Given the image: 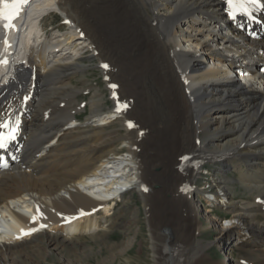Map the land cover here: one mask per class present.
Listing matches in <instances>:
<instances>
[{
    "label": "bare ground",
    "instance_id": "1",
    "mask_svg": "<svg viewBox=\"0 0 264 264\" xmlns=\"http://www.w3.org/2000/svg\"><path fill=\"white\" fill-rule=\"evenodd\" d=\"M44 1L22 16L15 34L0 29V119L20 123L17 138L0 151V264H23L69 250L79 236L106 234L118 201L133 192L145 208L154 264H174L173 257L201 264L211 260L212 243L228 247L219 264H264V7L232 19L225 0ZM56 11L65 19L59 35L44 23ZM119 40L151 49L161 82L147 73L134 87L123 83ZM87 59L99 62L112 97L127 103L122 113L101 114V93L87 85ZM85 90L93 91L92 116L80 121ZM108 122L121 124L125 135L107 129ZM211 161L221 164L207 182L211 191L201 190L200 166ZM228 171L239 173L250 197H234ZM200 195L208 212L229 214L206 216L217 231L208 243L197 238ZM37 208L43 215L33 223ZM31 228L38 231L21 236ZM139 231L126 243L107 244L108 264L125 255ZM236 248L243 251L238 258ZM71 253L86 255L75 246ZM67 255L63 261L72 264Z\"/></svg>",
    "mask_w": 264,
    "mask_h": 264
},
{
    "label": "rangeland",
    "instance_id": "2",
    "mask_svg": "<svg viewBox=\"0 0 264 264\" xmlns=\"http://www.w3.org/2000/svg\"><path fill=\"white\" fill-rule=\"evenodd\" d=\"M117 13H120V12H117ZM62 19H63V16L61 18L58 15V13H56V15L47 16L44 20V23H45V26L47 27L48 30H50L53 26H55L56 27L55 35H59V34H61V32L58 30L59 29L58 27L63 23V22L60 23V21ZM120 41L121 40H119L116 43V46H117V50H118L117 57H118V64H119V68H120V76H121L122 82L128 86L134 87V86H136V84L138 82H140L141 80L144 79V77L147 73H150L154 77V79L156 80L157 83L161 82L160 79L162 78V74H161L160 69L158 67V64H157V62L153 56L152 50L151 49L142 50V49L135 48V47L128 48L127 46L122 45V42H125V41H122V42H120ZM143 51L145 52V54L140 55V53ZM83 63L89 68V72L86 75V78L88 79L87 85L90 84L93 86H97L95 88H97L98 92L101 93V97H100L101 103H102L101 114L106 115L110 111H113L115 108H113V109L109 108L110 106L113 105V103L111 100L110 93L108 92L109 88L107 86V83H106V81L103 80L104 74L101 73V71L98 67L99 62L93 61L92 59H90V60L87 59ZM208 66H209V64H208ZM155 71H156V74L154 73ZM238 77L244 78L242 76H238ZM244 79L249 81L250 84L255 82L253 79H251L249 77L244 78ZM105 80H106V76H105ZM82 81L83 80H81L80 78L74 79V84L79 86V87H82L83 86ZM161 88L164 89L165 85L162 84ZM92 94H93L92 90L81 91V95H80L79 100L81 101V103L82 102L87 103L86 104L87 109L85 110L83 108L81 113H79L78 117H79L80 121H86L87 118L92 116L90 113V106L88 104L90 99H91ZM108 108H109V110H107ZM105 125H106L107 129L109 128L110 130H113L114 132H117L120 135H125V129L123 128V126L121 124H119L117 122H114V123L112 122V124H111L110 122H108ZM196 141L199 142V137L197 138ZM204 164H206L209 167V169L206 170L202 166V168H200V170H199L200 175L197 177V180L195 182V186L201 190L202 189H209V184L207 182L212 180V176L216 172V169L219 168L221 161L220 162L219 161H217V162L211 161V162H206ZM226 175L229 177V180L232 182L233 186L236 187V189H233L232 187H230L231 190L233 191L234 197L236 199L247 198V196L250 197L248 189L241 186V183L238 182L239 173H237L235 171H228V173H226ZM246 190H247V192H246ZM126 197L128 198L126 200V202L118 201V204L115 206V208L113 210V217L115 218L116 224L115 223L111 224V222H110L111 228L106 234H103L101 236H96V237H91L90 235L79 236L80 240L78 239L79 240L78 243H76L77 241H75L74 245H68L69 246V250L67 249L68 251L65 248H63V249L57 248L56 251L55 250H52L49 252L46 251V253L45 252L43 253V256L41 258H40V256H38V254H36V257H38V258H36L34 256L32 258V256H31V259L24 262L23 264H36L37 261L39 262L38 264H41V263L42 264H64V263L67 264L66 262L63 261L64 259L61 257V253L64 252L65 255L68 254L67 257L69 259L73 260L74 256L71 257V255H72L71 251L74 249V246L78 250L80 249V252H83V251L85 253L86 252L89 253L91 251L92 252L90 253V255L87 253H86V255L81 254L82 256H80V258L82 261L80 260V258L76 259L77 258L76 257L74 259V261L72 262V264H74L76 262L79 264H82V262L84 264H86V263L87 264H101L100 262H102L103 264H108V263H110V262H108V260H109L108 258H110V257H109V253H108L107 244L110 242H117V243H121V244L126 243L129 239H131V237L133 238V236H135V229H137V228H141V231H139L137 238L134 239V241H133L134 243L132 244V246H130V248L125 253V255L118 256V258H116L114 263H111V264H125L128 261L127 259H129V258H130L129 260L131 261L130 264H154L155 261L153 259L152 249L150 246V239H149V234H148L149 231H148V228L146 225L147 224L146 223V213H145V208L143 206V202L141 200V197L137 192H133L132 195H130V193H127ZM207 197H208V195H207ZM198 199L201 200V201L198 200L199 203L198 202L197 203L199 204V207L201 210V216L203 218L202 219L203 223H202V226L200 228L201 233L197 235V238L202 243H208L209 241L214 240L213 238H215L216 234H217V233L216 234H214V233L217 231L214 230L213 228H211L210 225H208V223L205 219L206 216L214 213V214H217L218 216L222 217V219H224L225 217H228L229 214L222 208H216L215 212L210 213V212H208V208H209L208 203L203 199V197L200 195V197H198ZM134 216H137L139 218V221L136 219V222L133 223V221L135 220ZM130 221H132L133 224H131ZM203 225H205V226H203ZM142 239L144 240L143 245L141 243ZM89 246H90V248H89ZM227 248L228 247H226V249H225L223 247H220L216 243H212L209 246V248L207 249L208 252L210 253L211 260L208 259V260L202 262L201 264H219V260L221 258L227 257V256L229 257V254H228L229 251L227 250ZM61 250H62V252H61ZM65 251L67 253H65ZM59 252H60V254H59ZM240 255H243V251L239 248H236V252H235L234 256L238 258V257H240ZM230 257H231V255H230ZM44 258H45V260H44ZM82 258H84V259H82ZM38 259H41L42 261L38 260ZM125 260H126V262H125ZM213 260L216 263H212L211 261H213ZM172 261L175 264L177 260L175 261V257H173ZM160 264H162V263H160Z\"/></svg>",
    "mask_w": 264,
    "mask_h": 264
},
{
    "label": "snow or ice",
    "instance_id": "3",
    "mask_svg": "<svg viewBox=\"0 0 264 264\" xmlns=\"http://www.w3.org/2000/svg\"><path fill=\"white\" fill-rule=\"evenodd\" d=\"M29 3V0H0V20L4 21L3 27L5 30L14 28V20L18 18L19 14L23 10V8ZM225 4L228 9V14L232 19H236L239 15L250 16L251 11L250 8L253 6L264 7V3L262 0H225ZM5 44H7V40H5ZM7 63V61H3ZM106 70L109 68V65H102ZM111 88L116 89L118 87L117 84H111ZM114 99H116V111H120L121 109H127L128 105L126 102L121 101L116 93H113ZM19 120L17 119L15 122L12 121L10 116L0 119V149H6L8 145L16 139V134L18 132ZM129 128L135 127V125L129 121ZM182 159H187L184 157ZM147 191V188H145ZM38 215H34L31 219L32 222L35 223L37 219L43 215L40 212L39 208H37ZM86 213L81 210L80 215H85ZM70 222V221H69ZM40 227H46V225L41 224ZM38 231L36 228H31L28 230L21 229V236L31 235L33 232ZM20 237L18 236L17 239Z\"/></svg>",
    "mask_w": 264,
    "mask_h": 264
}]
</instances>
